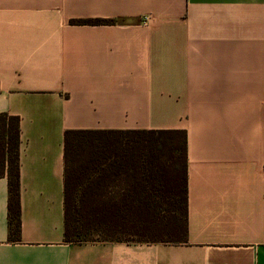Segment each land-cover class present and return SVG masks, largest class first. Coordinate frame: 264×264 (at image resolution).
<instances>
[{
  "label": "crops",
  "instance_id": "obj_1",
  "mask_svg": "<svg viewBox=\"0 0 264 264\" xmlns=\"http://www.w3.org/2000/svg\"><path fill=\"white\" fill-rule=\"evenodd\" d=\"M0 114V264H264V0H0ZM66 130L184 131L187 243H64Z\"/></svg>",
  "mask_w": 264,
  "mask_h": 264
},
{
  "label": "trees",
  "instance_id": "obj_2",
  "mask_svg": "<svg viewBox=\"0 0 264 264\" xmlns=\"http://www.w3.org/2000/svg\"><path fill=\"white\" fill-rule=\"evenodd\" d=\"M112 19H73V25ZM19 122L0 114V177L7 240H20ZM63 232L67 244H185L186 136L182 130H66Z\"/></svg>",
  "mask_w": 264,
  "mask_h": 264
}]
</instances>
